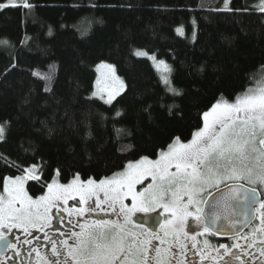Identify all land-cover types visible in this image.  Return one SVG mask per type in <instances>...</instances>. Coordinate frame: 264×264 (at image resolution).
I'll return each mask as SVG.
<instances>
[{"label":"trees","instance_id":"16d2710c","mask_svg":"<svg viewBox=\"0 0 264 264\" xmlns=\"http://www.w3.org/2000/svg\"><path fill=\"white\" fill-rule=\"evenodd\" d=\"M259 2L231 0L229 8L248 11H217L223 0H30L31 10H0V40L11 45L0 47V124L8 122L0 192L5 177L33 164L41 181H28L26 190L38 196L57 169L61 183L75 173L110 176L128 161L156 159L175 136L191 139L221 94L231 100L264 71ZM100 63L113 65L124 84L111 103L93 95ZM50 69L51 80L34 75ZM163 76L182 94L167 91Z\"/></svg>","mask_w":264,"mask_h":264},{"label":"snow or ice","instance_id":"6c2138e0","mask_svg":"<svg viewBox=\"0 0 264 264\" xmlns=\"http://www.w3.org/2000/svg\"><path fill=\"white\" fill-rule=\"evenodd\" d=\"M230 2L223 0L224 7L216 10L248 11L247 8L231 9ZM9 7L31 10L35 5L30 0H0V10ZM257 7L264 12V0H260ZM176 31L182 33V28L178 27ZM10 46V41L0 40V47ZM133 55L148 56L156 62L158 70L163 66L165 71H171L165 61H156V57L149 56L146 51L133 50ZM99 67L114 70L110 64L102 63ZM260 68L264 70V64ZM197 71L203 73L204 66ZM34 75L48 81L52 78V70ZM115 79L119 81L120 89L108 91L106 103H110L124 87L119 77ZM161 79L167 91L176 96L182 94L167 76ZM250 79L254 80V86L237 93L231 100L221 94L210 108L203 111L202 126L196 128L191 139L171 138L166 147L159 149L156 159L142 156L101 178L83 180L79 173H75L68 183L58 180L60 170L57 169L51 181L43 184L45 191L38 196L26 191L25 182L41 181L39 165L23 168L15 177H5L3 191L0 192V241L5 247H15L5 239L6 233L2 230L10 233L12 229H21L31 236V230L39 231L48 222V213L53 208L66 210L70 216L73 213L82 216L107 205L117 219L98 217L91 223L85 221L80 224L79 231L70 229L65 234L66 239L52 241L51 256H42L36 245L31 246L28 256L35 253L38 264H194L187 253L196 250L194 254L199 256L201 264L210 259L215 264L216 258L209 250L212 249L210 241L205 239L201 242L197 237L216 232L232 235L233 231L239 235L236 225L241 222L245 226L251 225L250 212L258 211L257 204L264 209V200L257 197V190L264 188V71L259 79ZM97 84H100L99 80ZM45 91L49 89L45 87ZM175 107H168L170 114ZM7 123L0 124V139L5 136ZM40 123L51 135L54 129L48 127L46 121ZM3 159L8 162L7 158ZM15 166L20 170L19 165ZM221 184L223 188L219 187ZM246 184L255 187L246 188ZM208 186H215L218 194L206 202L208 209L204 212L201 231L200 194ZM70 200L76 204L65 208ZM157 209L169 213L168 218L158 224L162 235L153 231L149 237L145 231H137L144 228V223L133 220V215L156 212ZM237 216L243 217V221L235 219ZM189 217L197 223L188 224ZM259 220V225L244 239L249 241L248 248L255 246L264 256V212L260 213ZM153 240L159 243H153ZM25 242L31 244V241ZM238 247L239 244L222 243L213 250L221 260L230 255L233 260L244 264L241 257L232 251ZM220 249H224L222 254Z\"/></svg>","mask_w":264,"mask_h":264},{"label":"flooded vegetation","instance_id":"af4514ba","mask_svg":"<svg viewBox=\"0 0 264 264\" xmlns=\"http://www.w3.org/2000/svg\"><path fill=\"white\" fill-rule=\"evenodd\" d=\"M235 183L240 182L236 181ZM223 186L224 185L221 184L219 187L221 188ZM245 186H247L248 188L255 187L254 185L247 184ZM215 190H217L216 187L208 191L202 199L199 205L202 211L207 196ZM257 197L259 200H264V188H260L257 190ZM71 202L72 201L70 200L68 202V205L64 207L66 208L68 206L76 204L73 202L71 204ZM256 208L258 209V211L250 212V218L252 220L251 225L245 226L239 232V235L232 234L229 236H224L223 234L216 232L215 234L204 233L203 235L197 237V240L201 242L205 239L210 241L212 249L209 250L212 252V256L216 258L215 264H225L226 261L229 262V264H241L240 260H233L230 255L224 256L222 260L219 258L216 251H214L213 249H215L219 244L222 243L228 245L239 244L240 247L232 248V251L237 253L241 257V260L244 261V264H261V262L264 261V256L260 255L257 247L254 246L248 248L247 245L249 241L244 239V237L251 233L253 228L260 223L259 216L261 212H264V209H260L259 204L256 205ZM202 211L200 213L201 231L203 230ZM158 213H162L160 214V216L162 217V221L169 216H166V212H163V210H161L147 214L143 212H137L133 215L132 219L140 220L143 222L145 216L155 215ZM98 217H110L111 219H117L116 215L107 208V205H104L103 209H96V211L92 213L85 212L82 216H78L75 213L70 216L66 210L62 211L61 208L57 207L53 208L52 212L48 213V222L46 224H43L39 231L35 229L31 230V236L26 235V233L21 229H12L10 233L6 229L2 230L6 233L5 239L11 241L15 245V247H5L3 241H0V261H3V264H38L35 253H33L31 257L28 256V251L30 250L32 245H36L38 247L42 256L45 254L51 256L52 241L59 242L66 239L67 236L65 234L69 233L70 229L71 231H79L81 223H85V221L91 223L92 220ZM69 221H71V223H69ZM187 223L196 224L197 222L193 220L192 217H189ZM137 231H145L149 235V237L151 236L153 231H155L157 234L162 235V229L160 227H149L146 224H144L143 229H137ZM36 237H39V240H37ZM25 241H31V244L26 243ZM69 243H71V241H69ZM153 243L159 242L153 240ZM60 247L63 246L60 245ZM195 251L196 250L189 251L187 255L191 258L194 264H201L199 256H196L194 254ZM219 251L222 254L224 252V249H220ZM17 252H20L19 256L17 255ZM245 252H247V255L244 254ZM52 258L55 259V257ZM203 264H214V262L210 259L208 261H204Z\"/></svg>","mask_w":264,"mask_h":264},{"label":"rangeland","instance_id":"374dc122","mask_svg":"<svg viewBox=\"0 0 264 264\" xmlns=\"http://www.w3.org/2000/svg\"><path fill=\"white\" fill-rule=\"evenodd\" d=\"M258 5H259V3H258ZM149 56H151V55H149ZM151 61H152V63H154L153 60H151ZM103 64H107V63H103ZM100 65H101V63H100ZM162 67L163 66H160L159 69L163 70ZM113 71H112V69H109V68H106V67H99L98 68V71H97V74H96L97 76H96V80H95V87H94L93 93H96L97 97L100 98L103 102H105L106 100H108V91H111L113 89H119L120 88V85L118 83L119 81H117L115 79V77H118V76H117L115 70H113ZM114 73H115V75H114ZM97 80L100 81V84L99 85L97 84ZM120 81H122V80L120 79ZM100 89H105V91L101 92ZM122 91H123V89L121 90V92ZM101 93L105 94V97H103V98H101V96L99 97V95ZM119 94H117L116 96H118ZM116 96L111 100V102L116 98ZM28 181H31V180H28ZM28 181L25 182V189H26V184H27ZM214 187L215 186H208V187L205 188V190L200 194L201 201L204 198V196L206 195V193L208 191H210L211 189H213ZM52 210L53 209H51L50 212H52ZM168 215H169V213L166 212V216H168Z\"/></svg>","mask_w":264,"mask_h":264},{"label":"water","instance_id":"95a60500","mask_svg":"<svg viewBox=\"0 0 264 264\" xmlns=\"http://www.w3.org/2000/svg\"><path fill=\"white\" fill-rule=\"evenodd\" d=\"M223 187H224V186H223ZM223 187H221V188H223ZM245 187L248 188L247 186H245ZM217 194H218V189L215 190V191H213L212 193H210V194L207 196V198H206V200H205V202H204V206H203L202 217L204 216V212L207 211V209H208V205H207L206 202H207V201H210V200L212 199V197H213L214 195H217ZM235 219H238V220H240V221H243V217H240V216L235 217ZM161 221H162V217H161L160 215H158V214L145 216V218H144V220H143L144 224H146V225L149 226V227H150V226H153V227L158 226L159 222H161ZM244 227H245V223H243V222L238 223V224L236 225V229H238L239 232H240ZM232 234H235V232L233 231ZM224 236H229V235H224Z\"/></svg>","mask_w":264,"mask_h":264}]
</instances>
